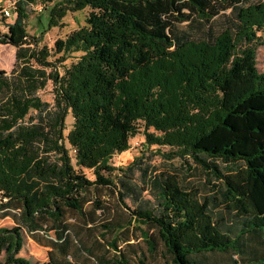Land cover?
<instances>
[{"label": "trees", "instance_id": "obj_1", "mask_svg": "<svg viewBox=\"0 0 264 264\" xmlns=\"http://www.w3.org/2000/svg\"><path fill=\"white\" fill-rule=\"evenodd\" d=\"M38 4H51L50 25L91 10L55 43L81 54L61 76L28 64ZM5 9L0 44L16 61L0 70V220L12 222L0 264H32L25 237L48 264H152L159 251L171 264H264V0H0L10 18ZM48 81L52 105L38 95ZM142 128L146 150L112 166ZM106 188L118 202L101 200Z\"/></svg>", "mask_w": 264, "mask_h": 264}, {"label": "rangeland", "instance_id": "obj_2", "mask_svg": "<svg viewBox=\"0 0 264 264\" xmlns=\"http://www.w3.org/2000/svg\"><path fill=\"white\" fill-rule=\"evenodd\" d=\"M7 7V5H6ZM89 8H85L79 11L67 9L65 14L59 17H53L55 24L50 25L49 21L51 14V4H38L34 10H31L29 17L26 21L27 37L25 38L24 47L26 48V55L28 64L32 65L34 69L44 71L46 75L57 73L58 76L64 74L65 70L72 64L76 63L81 56L80 53H71L64 56L56 50L55 43L58 40H63L68 35L78 31L80 28L86 25V18L90 13ZM2 15H0V32L5 33V23H10L13 18H4L2 22ZM217 24V23H216ZM218 27V25H216ZM262 39H264V31L260 33ZM30 56H33L31 58ZM16 61V48L9 45L0 44V70L5 71L9 74ZM257 69L259 72H264V46H260L257 49ZM39 97L49 104L54 103V87L51 81L46 83L44 89L38 92ZM73 119L70 114L65 118V130L64 136L67 135L71 129ZM149 132L157 134L154 130L150 129ZM130 148L126 152L115 155L111 164L115 168H124L127 166L135 157H137L141 151L146 150L145 137L143 134V128L140 129L139 133L130 139ZM66 147L70 148L66 142ZM156 146H151L150 150H155ZM160 152L168 153L169 148L161 147ZM73 154V152H70ZM164 162V159L158 155L156 164ZM179 165L177 162H173ZM165 167V166H164ZM84 174L89 180H94L95 177L90 170H83ZM116 174L118 171L115 172ZM191 186L197 187L200 196H203L206 192V187L203 186L204 176L199 172L190 177ZM101 200L103 202H118L116 195L113 194L112 189H101L100 191ZM12 222L9 219L0 220L1 227H10ZM24 245L20 252V256L27 258L32 264H48L47 250L40 247L27 237L24 238ZM142 248L145 250V244L143 243ZM161 247H159L160 249ZM158 261L155 262L148 258V261L152 264H171L170 259L167 255H163V251H159ZM163 256H162V255Z\"/></svg>", "mask_w": 264, "mask_h": 264}, {"label": "built area", "instance_id": "obj_3", "mask_svg": "<svg viewBox=\"0 0 264 264\" xmlns=\"http://www.w3.org/2000/svg\"><path fill=\"white\" fill-rule=\"evenodd\" d=\"M4 14L6 17H11L10 11L8 9L4 10Z\"/></svg>", "mask_w": 264, "mask_h": 264}]
</instances>
